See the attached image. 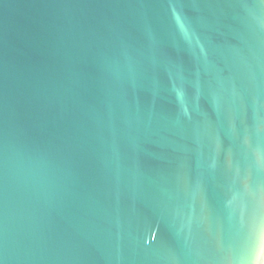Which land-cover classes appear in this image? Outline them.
Listing matches in <instances>:
<instances>
[{
  "label": "water",
  "instance_id": "water-1",
  "mask_svg": "<svg viewBox=\"0 0 264 264\" xmlns=\"http://www.w3.org/2000/svg\"><path fill=\"white\" fill-rule=\"evenodd\" d=\"M0 264H264V0H0Z\"/></svg>",
  "mask_w": 264,
  "mask_h": 264
}]
</instances>
